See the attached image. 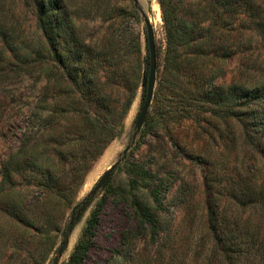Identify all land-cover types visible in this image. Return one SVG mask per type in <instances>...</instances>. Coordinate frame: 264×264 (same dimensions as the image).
<instances>
[{
	"label": "rangeland",
	"instance_id": "1",
	"mask_svg": "<svg viewBox=\"0 0 264 264\" xmlns=\"http://www.w3.org/2000/svg\"><path fill=\"white\" fill-rule=\"evenodd\" d=\"M4 1L9 13L16 18L12 21L18 19L21 33L24 32L22 35L26 45L22 46V50L31 52L42 36L35 9H27L24 0ZM63 2L71 20L69 31L78 37L83 51L87 53V64L98 62L102 73L116 87L120 82L119 79L114 83L116 77L121 78L127 69L132 71L135 97L124 119L123 133L93 160L82 177H75L74 157L69 156L63 161L50 148L54 136L61 140V136L67 134L68 141L66 139L62 146L71 143V148L79 151L78 157H83L85 151L84 145H81V133L85 130L46 128L49 133L42 140L44 146H47L45 154L61 165L62 179L66 185L65 192L60 195V203L57 206L46 205V202H39L43 200V195L38 190L37 183L31 180L27 171L21 170L25 164L15 166L17 156H13L14 159L11 160L13 171L9 174V180L5 183L2 181L5 162L21 146L23 134L32 129L26 127L37 102L41 83L36 85L35 80L27 73H19L18 76L0 81V264H26L28 256L33 254L37 245H41L44 232L50 235L43 246L47 253L44 264H65L81 240L89 243L84 264H125L128 256L122 257L121 262L114 259L118 258V252L126 253L123 242L127 233L132 237L129 239L138 245L139 251L145 253L150 250L156 255L155 250H152L156 246L155 238L150 230H144L150 224L136 213L137 205L152 214L155 212L162 223L179 229V241L184 244L191 242L192 247L186 253V263L192 260L193 264H205L209 251L195 255L194 247L199 229L205 224V198L208 192L218 193L221 189L222 205L230 212L232 209L233 212H241L237 205L230 203L229 189L223 186L228 183L231 175L237 177V173L242 175L238 179L243 180L247 167L251 168V178L248 177L252 184L250 191L259 195L264 186V162L259 159L258 154L263 147L260 140L254 137V141L248 143L243 119L214 117L203 105L205 97H199L200 100L194 107L198 110L195 112L186 113L185 116L179 113L175 120L163 123L157 119V100L154 96L144 124L134 137L135 122L145 99L144 70L149 64L146 18L153 24L156 37L157 84L158 74L163 68L166 33L159 0ZM157 3L160 11L155 8ZM69 31L61 29L54 32V43L50 46L54 52L61 50L70 54L69 49L73 47L74 39L70 38ZM253 50V54L248 51L229 57L225 63V75L216 79L214 84L227 85L233 79H247L263 84L264 42L259 35L255 36ZM19 54L24 53L20 51ZM23 56L5 59L0 64V72L1 68L19 72L26 69L27 63L22 61ZM256 58L258 70L255 71L252 69V62ZM52 62H59L57 56H54ZM124 90L123 87L122 91ZM124 96L113 92L112 99H120L121 103ZM162 103L166 104L168 101L163 100ZM242 112L241 116L244 115ZM222 113L221 111L219 115ZM50 133H54L52 138ZM115 144H118L117 153L106 161L105 155ZM127 146L130 149L124 155L123 151ZM118 160L120 164L112 173L109 183L93 196V201L72 231L62 256H59L61 232L74 207L90 195L104 172ZM92 174L91 181H88ZM207 181L212 182L209 190L205 184ZM20 196H27L28 201L34 202L33 206H18L17 199ZM142 196H145L143 202L140 201ZM250 210L246 208V216ZM94 215L97 217V226L94 235L88 237L86 229ZM251 219L252 226L263 228L264 238V216L257 215ZM136 254L137 249L131 256Z\"/></svg>",
	"mask_w": 264,
	"mask_h": 264
},
{
	"label": "trees",
	"instance_id": "2",
	"mask_svg": "<svg viewBox=\"0 0 264 264\" xmlns=\"http://www.w3.org/2000/svg\"><path fill=\"white\" fill-rule=\"evenodd\" d=\"M64 3L63 0H24L27 9H35L37 25L42 33L33 50L24 52L22 49L26 44L19 20L12 21L16 18L9 13L5 1L0 0V64L7 58L13 59L20 55H24L22 61L27 63V68L21 72L1 68L0 81L27 73L36 85L41 83L37 102L26 127L32 129L23 134L21 146L5 162L2 181L5 183L9 180V174L13 171L11 160L17 156L15 166L25 164L21 170L29 173L43 195V200L39 202L55 206L60 203V195L65 192L66 185L62 179L61 165L45 154L47 146L42 140L48 136L46 128L85 130L81 133V145H84L85 151L83 157H78L79 151L72 149L71 143L62 146L66 139L68 141L67 134L61 136V140L54 136L50 148L63 161L69 156L74 157L75 177H82L93 160L123 133L124 119L135 97L132 71L127 69L121 78L116 77L114 83L120 79L116 87L102 73L98 62L87 64V53L83 51L78 37L69 31L71 20ZM159 3L165 26L166 50L154 92L157 119L165 123L175 120L179 113L185 116L186 113L195 112L198 110L194 107L199 97H205L203 105L214 117L243 119L248 143L256 137L263 146L258 154L264 162V83L233 79L227 85L214 84L216 79L225 75V63L229 57L248 51L253 54L255 36L259 35L264 42V0H159ZM61 29L69 31L70 38L74 39L68 55L61 50L54 52L50 47L54 43V32ZM20 51L24 54H19ZM54 56H57L58 63L52 62ZM257 63L256 58L252 62L255 71L258 70ZM148 71L149 64L144 70L145 87ZM123 87L125 92L122 91ZM113 92L119 96L125 95L124 100L121 103L120 99L113 100ZM163 100L168 103L161 104ZM221 111L223 113L219 115ZM240 112L244 115L241 116ZM54 133L49 134L50 138ZM250 171L251 168L247 167L243 180L238 179L241 174L237 173V177L231 175L223 186L229 189L230 203L237 205L241 212H233V209L230 212L222 205L221 189L218 193L208 192L205 198V224L199 229L194 246L195 255L209 251L205 264H253L258 261L264 264L263 228L252 226L251 221L257 215L264 216V186L259 195L250 191ZM110 179L111 176L107 183ZM205 184L208 190L211 189V181ZM144 198L142 196L140 201L143 202ZM93 199L88 195L74 207L62 229L59 251L65 249L72 231ZM33 204L27 196L17 199L20 207L30 208ZM137 207L136 213L150 224L144 230H150L155 238L156 246L152 250H155L156 255L150 250H146L147 254L139 251L140 248L129 239L132 237L127 233L123 242L126 253L118 252V258L114 260L121 262L122 257L128 256L125 264H193L191 259L192 263H186L191 242L184 244L179 241V229L162 223L155 212L152 214L142 210L141 205ZM246 208L251 209L248 216L245 215ZM96 226L97 217L94 215L86 229L88 237L94 235ZM49 236V233L44 232L41 245H37L33 254L28 256L26 264H44L47 253L43 246ZM88 247L89 243L81 240L65 264H84ZM136 249L137 254L131 256Z\"/></svg>",
	"mask_w": 264,
	"mask_h": 264
},
{
	"label": "water",
	"instance_id": "3",
	"mask_svg": "<svg viewBox=\"0 0 264 264\" xmlns=\"http://www.w3.org/2000/svg\"><path fill=\"white\" fill-rule=\"evenodd\" d=\"M146 26H147V40H148V53H149V71H148L147 84H146L145 100L135 122L134 137L137 135V132L141 130L145 118L150 110L151 104L153 102L156 83H157L158 58H157V48H156V37H155L154 26L149 18H146ZM129 149L130 146H127L124 149L123 154L126 155ZM119 164L120 161L118 160L117 162L109 166V168L104 172V174L101 176L97 184L90 192V195L92 197L95 196L98 193V191L105 186L108 179L110 178L112 173L117 169ZM62 253L63 251L60 250L59 256H62ZM55 264H60V263L57 262Z\"/></svg>",
	"mask_w": 264,
	"mask_h": 264
},
{
	"label": "bare ground",
	"instance_id": "4",
	"mask_svg": "<svg viewBox=\"0 0 264 264\" xmlns=\"http://www.w3.org/2000/svg\"><path fill=\"white\" fill-rule=\"evenodd\" d=\"M155 8H156L157 10L160 11V5H159V3H157V4L155 5ZM158 16L160 17V14H158ZM117 150H118V144H115V145H114V146H113V147L107 152V154L105 155V160L108 161L111 157H113V156L117 153ZM92 177H93V174L90 175V177L88 178V181H91Z\"/></svg>",
	"mask_w": 264,
	"mask_h": 264
}]
</instances>
